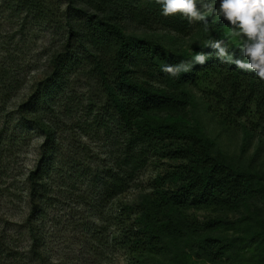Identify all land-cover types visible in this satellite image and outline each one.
Returning <instances> with one entry per match:
<instances>
[{"label":"trees","instance_id":"16d2710c","mask_svg":"<svg viewBox=\"0 0 264 264\" xmlns=\"http://www.w3.org/2000/svg\"><path fill=\"white\" fill-rule=\"evenodd\" d=\"M0 14L17 25L7 44L29 22L58 35L13 128L0 129V148L40 138L24 179L22 229L0 220V264H115L116 253L122 264H264V81L206 47L222 40L246 59L227 40L226 21L209 17L205 32L202 22L163 16L155 0H0ZM181 37L197 41L183 50ZM198 52L210 56L204 65L175 77L161 71ZM2 67L4 111L22 83ZM193 90L221 127L240 131L238 159L207 135ZM148 164L162 168L143 185ZM197 211L210 214L200 220ZM60 224L70 237H57L54 253L49 230Z\"/></svg>","mask_w":264,"mask_h":264},{"label":"rangeland","instance_id":"374dc122","mask_svg":"<svg viewBox=\"0 0 264 264\" xmlns=\"http://www.w3.org/2000/svg\"><path fill=\"white\" fill-rule=\"evenodd\" d=\"M197 7L199 8V4H197ZM3 17H6V14H0V63L3 64L2 68L4 71H9L10 68L13 69V73L16 74L15 79L22 83V86H20L22 89L11 100L7 109L4 111L0 110V129L7 131L6 128H8V126L10 129L13 128L11 125H14L17 121V116L14 112L16 105L26 99L34 87L35 82L41 79L44 75L46 69L45 63H43V60L46 57L45 52L49 50L52 42L58 39V35L55 39L54 35L51 36V31L43 29L42 27L29 22L26 24L27 26L23 34H19L18 32L13 33L15 34L14 44H7L6 36L9 35L8 33H10V31H17V25L14 24V21L10 22L3 20L5 19ZM159 35H161V33ZM170 36L174 37L175 35L170 34ZM175 41H177L178 47H180V49L182 48L183 50H187L192 44H195L197 40H195L193 37H181L180 39H175ZM4 42L6 44H3V47L1 43ZM1 55H4V59H1ZM30 61L35 66V70L32 72H28L29 70H27L25 67ZM17 65L19 67H17ZM15 69L17 70L15 71ZM78 86V92L82 93L84 89L82 88L81 83H79ZM192 92L196 96L197 102L200 106L199 109L201 113H199V118L207 135L211 139L215 140L219 146V149L224 154L235 160L238 159V157L242 154L240 150L242 138L240 131L232 126L221 127V123L218 119H214L210 114L206 113V110L202 105L203 100L201 99L200 95L194 90ZM5 121H10V123L3 124ZM39 142L40 138L35 137L34 141L23 139L18 144H10L8 146L5 145L4 147L2 146V148H0H4L0 163V167L2 166V173L0 174V220H6L10 224L17 223V226L14 228L17 232H20L22 229V227H19V224L24 221L28 213L27 200L24 194V179L27 172L33 168V165L36 161L37 146ZM90 145L92 148L95 147V153H105L107 151L105 148L101 147L103 144ZM252 153L253 148L251 147L250 150H247V152H245L243 155L245 158H247ZM102 157H104L103 154L100 156V159H103ZM159 163L165 164L167 162L164 161ZM258 166L260 169L264 170V155L262 156ZM160 168H162L161 164H148L139 175L140 182L145 185ZM134 193L135 191L130 190L128 195L125 197V200L131 199ZM63 213L58 212L57 218ZM196 214L201 220L208 216L210 212L197 211ZM53 216H55V214L54 212H51L47 217V220H50ZM49 226H51V223ZM14 229L10 231V233H13ZM62 229H64V226L60 224L59 227H55V229L51 228L49 230L51 231L49 234L52 235H50L51 238L49 240L55 243L50 244V248L54 253H58L60 247H62V245L56 246V238L58 237L59 240H62L64 236L68 238L70 237V234L68 233H58L60 230L62 232ZM18 235H20L18 237L19 244L25 246L27 244V237L23 233ZM245 256L249 257L252 256V254L247 253ZM112 259L115 264H122L124 261L119 253H116Z\"/></svg>","mask_w":264,"mask_h":264},{"label":"clouds","instance_id":"9594fccd","mask_svg":"<svg viewBox=\"0 0 264 264\" xmlns=\"http://www.w3.org/2000/svg\"><path fill=\"white\" fill-rule=\"evenodd\" d=\"M161 5L165 17L179 15L189 22H202L205 32L210 31L209 17H219L227 22V40L237 45L245 60L235 59L222 40L209 39L206 47L216 51L217 59L224 64L235 65L242 72L255 73L264 81V0H155ZM215 22V21H213ZM210 58L203 52L195 53L192 61L164 64L161 71L170 76L188 73L196 64L204 65Z\"/></svg>","mask_w":264,"mask_h":264}]
</instances>
